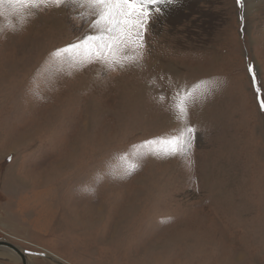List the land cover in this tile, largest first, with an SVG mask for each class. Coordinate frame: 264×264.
I'll use <instances>...</instances> for the list:
<instances>
[{
  "label": "rangeland",
  "instance_id": "rangeland-1",
  "mask_svg": "<svg viewBox=\"0 0 264 264\" xmlns=\"http://www.w3.org/2000/svg\"><path fill=\"white\" fill-rule=\"evenodd\" d=\"M160 7L142 58L112 70L54 56L91 33L83 9L40 5L21 24L0 3V241L30 264H264V97L248 70L264 87V0ZM213 80L189 102L187 154L145 143L181 127L178 92Z\"/></svg>",
  "mask_w": 264,
  "mask_h": 264
},
{
  "label": "snow or ice",
  "instance_id": "snow-or-ice-1",
  "mask_svg": "<svg viewBox=\"0 0 264 264\" xmlns=\"http://www.w3.org/2000/svg\"><path fill=\"white\" fill-rule=\"evenodd\" d=\"M2 2L3 0H0V3ZM8 2L20 10L21 24L25 22L27 15L34 14L31 9L40 5L66 4L83 9L77 18L88 23L91 33L78 43L56 50L54 56L60 57L64 53L82 49L84 55L78 61L80 65L98 63L115 70L116 66L124 68L125 62H138L142 58L140 50L146 45L145 37L150 30V24L157 14H163L160 5H171L176 0H8ZM236 3L242 7L244 0H236ZM248 70L253 73V84L258 95L264 97V87L258 84L254 68L249 66ZM217 86L213 80L207 82L203 88L194 87L183 93L178 92L177 102L172 108L174 118L181 127L175 135L145 143L163 145L162 151L165 156L187 154L196 131L188 124L189 102L206 98ZM164 99V96L159 97L160 101ZM261 108L264 109V100Z\"/></svg>",
  "mask_w": 264,
  "mask_h": 264
},
{
  "label": "water",
  "instance_id": "water-1",
  "mask_svg": "<svg viewBox=\"0 0 264 264\" xmlns=\"http://www.w3.org/2000/svg\"><path fill=\"white\" fill-rule=\"evenodd\" d=\"M0 246L7 248L9 250H11L12 252H14L15 254H17L21 260L22 264H30V256L32 255L29 251L27 250H23L22 248H19L18 246H15L14 244H12L9 241L6 240H1L0 241ZM37 256H41V257H46L48 259H52L54 261H56L55 259H53L50 253L44 252V253H37ZM58 263H60L59 261H56ZM61 264V263H60Z\"/></svg>",
  "mask_w": 264,
  "mask_h": 264
},
{
  "label": "bare ground",
  "instance_id": "bare-ground-1",
  "mask_svg": "<svg viewBox=\"0 0 264 264\" xmlns=\"http://www.w3.org/2000/svg\"><path fill=\"white\" fill-rule=\"evenodd\" d=\"M179 5V4H178ZM179 8V7H178ZM174 16V14H173ZM1 250V249H0ZM7 254L6 255H9L10 257H13V258H16L17 260H19L18 256L15 257V254H13L14 252H9L8 250H6ZM52 257V256H51ZM53 259H55L54 257H52ZM56 260V259H55ZM57 261V260H56ZM31 262V261H30Z\"/></svg>",
  "mask_w": 264,
  "mask_h": 264
}]
</instances>
